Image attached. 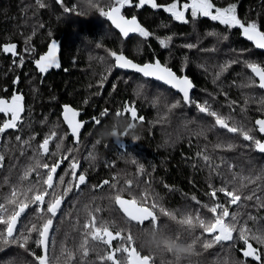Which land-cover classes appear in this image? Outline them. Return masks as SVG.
<instances>
[{
    "label": "trees",
    "instance_id": "trees-1",
    "mask_svg": "<svg viewBox=\"0 0 264 264\" xmlns=\"http://www.w3.org/2000/svg\"><path fill=\"white\" fill-rule=\"evenodd\" d=\"M171 0H158L160 4H168ZM186 0H181V3ZM47 7L41 9L36 4V0H0V46L6 43H16L17 51L22 53L25 48V40L31 37L30 46L34 47L36 52L33 56L25 57V64L19 66V58L16 63L10 54L0 52V96H3L6 86L12 88L13 79L19 78L16 84L18 90L23 93L27 107V113L24 114L23 131L16 133H7L0 138V145L8 144L11 151L6 153L4 167L0 168V194H6L9 191V184L4 181L7 178L11 184H15L18 177L22 174L24 167L29 163L32 156V150L29 149L24 155L19 151V144L15 141V135L19 134L23 139H27L33 133L38 134L34 146L43 139L44 135L50 131L53 125L59 124L58 132L63 134L67 131L65 124L60 118V104L70 103L81 111V120L90 121L92 117H99L104 109L110 110V115L103 120L104 127L111 128L118 109H122L126 102L136 104L141 115L145 117L144 123L136 124V127L129 131L128 136L123 138V148L117 144L114 139L101 141L95 150L92 145L98 139L100 128H95L92 123H88L82 129L80 147L78 156L81 161L82 169H85L88 175L89 185H98L103 180H112L113 175L119 174L123 185L124 178L136 179V166L130 163L131 156H122V151L127 150L137 157L139 163L146 169L145 176L140 180L141 186H144L145 180H151V187L159 194L161 203L164 207L171 210L179 209L181 212L192 209L195 212L199 208L192 196H196L202 203L209 205L214 201L208 195L210 189L208 184L211 182L219 187L221 179L209 176V169L204 166L196 153L201 151L207 144L208 151L213 155L216 163H220L219 157H225L230 163L237 166V170L243 169L246 173L252 171L253 174L264 167V154L257 153L244 147V142L239 138H231L230 134L223 131H213L208 133V139L197 138L191 135L192 131H197L201 123L207 126L210 123L209 118L198 114L196 109L182 108L171 114L167 122L156 123L158 120L157 109L149 106V101L157 93V89L165 90L164 86L158 82L151 81L150 86L146 88L148 100L143 97L139 99L134 97V88L137 82H143L138 74L116 70L109 76L104 84L103 90L98 86L101 73L107 75V68L114 63L108 55V50L117 52L123 51L124 54L137 62L145 63L154 61L158 58L161 62H166L176 71L181 73L185 57L188 58L186 74L193 80L195 88L192 95L195 99L203 101L205 99L212 102L213 107L224 113H228L226 106V97L220 93L226 92L228 99L238 101L243 105L244 95L242 93L252 94L258 101L264 97V91L258 88L241 89L233 86L247 82L246 78L251 74L250 70L245 68L242 63L234 64L224 73L222 78L213 83L216 72L226 61L236 59L253 60L264 65V50L255 49L251 42L247 41L239 29L227 30L225 26L218 22L211 21L208 18H201L198 21L182 24L171 19L170 14L163 9H152L150 6L143 8L126 7L124 14L126 16L135 15L142 26L153 32L155 35L146 40L139 37L138 34L123 39L119 32L98 12H92L90 16H77L63 11L64 7L77 5L81 11L78 0H64L63 4L57 0H44ZM112 0H103L104 6L111 5ZM138 0H133V5ZM219 7H226L228 4H237L238 15L246 21H257L264 25V0H214ZM43 25V27H41ZM221 33V37L206 36L211 31ZM35 31V35H33ZM51 34V35H49ZM167 35H173V43L170 49H162L157 37L163 38ZM222 35H228V40H223ZM61 36V68L58 71H51L45 76H40L32 65V59L44 52L48 42L52 38ZM76 38L77 40H72ZM193 43L198 47L195 49H186L181 45ZM101 44V47H97ZM215 48V51L209 49ZM241 50L243 53L241 55ZM101 58L103 61L101 62ZM203 65V67H201ZM206 69V70H205ZM128 77H132L128 80ZM127 80V82H125ZM116 85L113 91V85ZM215 96V100L212 97ZM179 98L174 90L170 99ZM87 100V104H85ZM261 106L252 102L248 106L246 114H242L237 108L235 115L238 120H244L251 124L256 118L264 113L258 111ZM161 115L164 112L163 107L159 109ZM121 124L118 128L120 133L125 131L129 124L127 117H119ZM41 123V121H45ZM185 120H195L196 123L189 125L188 129L184 127ZM30 125V126H29ZM91 133V135H90ZM132 137H139L138 142H133ZM220 140L232 142L238 146L233 151H212V145ZM191 141V143H190ZM75 147L72 143V137L69 136L65 141V147ZM55 149V143L50 145ZM92 151L97 157L96 161L89 166L90 161L84 158ZM53 157L52 160H55ZM49 162H52L51 160ZM110 165H114L111 167ZM67 162H65V167ZM195 166V167H194ZM228 165H223L221 171L230 178L227 172ZM64 168L60 170L63 173ZM170 186L166 189L164 185ZM247 192L251 189L245 190ZM109 189L107 186L98 192L85 187L82 193H74L69 197L64 208L66 212L72 213V219H75L76 211L79 210L80 223L83 224L87 218L83 211L85 204H90L92 198L96 199L91 206H100L103 211L99 214L105 220L114 221L116 227L127 231L131 228L134 236L140 232L138 226L129 225L120 210L107 199ZM127 197V194H125ZM221 202L226 199L220 195ZM78 201V203H77ZM251 204V202H249ZM235 210L233 207L230 209ZM201 215L211 218V213L206 209H200ZM244 213L243 219L247 218V213L264 217V209L257 212L254 207L241 209ZM180 212H177V216ZM27 222V218H25ZM249 226L255 228L252 221ZM161 224L166 225L170 231H177L180 226L166 217L161 218ZM259 226H264V220L259 221ZM60 231L56 237L57 242L64 239L65 232H70L74 238L67 241L68 247H74L80 240V233L72 231L71 221L65 219L59 225ZM197 230L196 234H200ZM254 247H264L252 241ZM116 242H114V245ZM137 246H140L137 243ZM35 250V246H32ZM104 246L101 245V248ZM141 247V246H140ZM242 242H238L237 249H233V255L240 259L239 248H242ZM143 254H150L147 249L141 248ZM199 256L191 258V264H216V261L223 260L225 251L219 246L207 251L199 248ZM38 251V250H37ZM31 257L17 246H9L0 251V264H22V261H31ZM90 261L96 260L95 253L89 257ZM156 264H160V258L157 257ZM183 264H188L184 261ZM251 264V262H249Z\"/></svg>",
    "mask_w": 264,
    "mask_h": 264
},
{
    "label": "snow or ice",
    "instance_id": "snow-or-ice-1",
    "mask_svg": "<svg viewBox=\"0 0 264 264\" xmlns=\"http://www.w3.org/2000/svg\"><path fill=\"white\" fill-rule=\"evenodd\" d=\"M63 4L64 0H57ZM39 8L44 9L47 4L44 0H36ZM150 6L152 9H163L170 14L171 19L182 24L198 21L201 18H208L211 21L218 22L225 26L227 30L239 29L241 35L255 49L264 50V25L257 21H246L242 19L237 12V4L231 3L226 7H219L214 0H171L168 4H160L158 0H138L133 5V0H112L111 5H98L93 12H98L100 16L110 21L111 25L118 30L123 38H129L130 34H138L145 40L155 34L141 25L137 17L133 15L127 18L124 14L126 7H135L137 9L144 6ZM63 11L68 14L83 16L77 5L67 6ZM43 27V25H41ZM35 35V31H33ZM51 35V34H49ZM206 36L221 37V33L211 31ZM228 35H222L223 40H228ZM162 49H170L174 36L167 35L163 38L157 37ZM31 37L25 40L24 53L33 56L36 52L34 47L30 46ZM97 44V47H101ZM186 49H195L197 44L187 43L181 45ZM16 43H6L0 46V52L10 54L13 63L15 58H19V66L25 64V55L17 51ZM215 51V48L209 49ZM59 45L56 40H51L47 51L34 59L36 69L41 74H46L50 69L61 68V62L58 57ZM243 50H241V55ZM108 55L114 61L107 68V75L101 73L98 86L103 90L104 84L109 76L116 70L132 72L138 74L143 82H137L134 88V97L139 99L143 97L148 100L146 88L150 86L151 81L158 82L167 86L165 90L157 89V93L149 101V106L157 109L158 120L156 123L167 122L171 114L182 108H195L198 114L209 118L210 123L205 126L200 124L197 131H192L191 135L205 140L208 139V133L213 131H223L230 134L231 138H239L244 142L243 146L251 151L264 154V115L256 118L251 124L244 120H238L235 112L239 108L242 114H246L248 106L252 102L258 103L261 107L258 111L264 113V97L258 101L252 94L242 93L244 95L243 105L238 101L228 99V94H220L226 97L228 113H224L213 107L210 100H197L192 92L196 87L193 80L186 74L188 58L185 57L181 73L178 74L166 62H161L156 58L154 61L146 63L134 62L128 58L123 51L108 50ZM103 58H101V62ZM242 63L245 68L250 70L251 74L246 78L247 82L233 86L241 89L258 88L264 90V65L253 60L236 59L226 61L220 66L213 79L215 84L219 81L234 64ZM203 67V65H201ZM206 70V69H205ZM131 80L132 77H128ZM127 82V80H125ZM19 83V78L14 80V84ZM116 85H113V91ZM174 90L179 98L170 99ZM5 91H7L5 89ZM215 100V96L212 97ZM87 104V100H85ZM163 107L164 112L161 115L159 109ZM25 97L23 93L14 92L10 98L0 97V138L7 133L22 132L25 114ZM110 115L109 109H104L99 117H92L90 121L79 119L81 111L70 106L63 105L62 117L63 123L67 125V131L61 134L58 132L59 124L53 125L50 131L46 133L43 139L34 146L37 135L33 133L27 139L21 135H15V141L19 144V151L24 155L27 150H32V156L29 163L24 167L22 174L18 177L15 184H11L6 178L4 183L9 184V191L6 194H0V251L9 246H17L27 253L31 261H22V264H156L157 256L154 254H143L137 248V242L131 228L127 231L116 227L115 222L105 220L99 214L103 211L100 206H91L96 199L105 197H93L90 204L83 206V211L87 218L80 223L79 210L76 211L75 219H72V213L65 211V204L69 197L74 193H82L85 187L98 192L105 186L109 193L107 199L120 210L129 225L138 226L140 231L155 227L160 229L162 226L161 218L166 217L178 225H196L195 231L191 235L195 241L201 242L199 247L205 251L219 246L225 251L223 260H217L216 264H264V251L260 247H254L252 241L264 247V226H259V221L264 217L247 213V218L243 219L244 213L241 209H247L250 206L257 209V212L264 209V167L253 174L250 170L247 173L241 168L237 170L235 164L230 163L225 157H219L220 163H216L213 155L209 153L207 144L196 153V156L204 162V166L209 169L210 178L214 175L221 179L219 187L209 183L210 189L208 195L214 201L213 204L202 203L196 196L191 200L199 206L193 212L192 209L181 212L179 209L169 210L161 203L159 194L151 187V180H145L144 186H141L140 180L145 176L146 169L139 163L136 156L122 151V156H131L130 163L136 166V179L124 178L123 185L120 181L122 177L113 175L112 180H103L98 185H89L88 175L85 169L81 167V161L78 153L82 146L81 134L86 124L92 123L95 128L103 129V120ZM117 117H127L129 119V129L114 141L123 148V138L128 136L129 131L138 123H144L145 117L140 114L137 106L133 102H126L122 109L115 113ZM41 121V123H45ZM196 123L195 120H185L184 127L188 129L189 125ZM30 126V125H29ZM91 135V133H90ZM72 137V143L75 147H65V141ZM218 138L217 143L212 145V151H233L238 146L232 142ZM139 137H132L133 142H138ZM55 143V149L50 145ZM98 139L94 141L92 149L95 150L99 145ZM191 143V141H190ZM11 151L8 144L0 145V168L4 167L6 153ZM56 157L55 160H52ZM90 161L91 166L97 159L90 151L84 158ZM52 162H49V161ZM65 162L67 166L65 167ZM227 164V172L230 178L221 171L223 165ZM114 167V165H110ZM195 167V166H194ZM64 168L61 174L60 170ZM166 189L170 186L165 184ZM251 191L247 192V189ZM127 194V197L126 195ZM222 195L226 202H221L219 197ZM251 202V204H249ZM78 203V201H77ZM235 208L234 211L230 210ZM200 209H206L211 213V218L201 215ZM177 212L180 215L177 216ZM27 218V222H25ZM65 219L71 221L72 231L80 233V240L74 247H68L67 241L74 238L70 232H65L64 239L57 242V235ZM252 221L255 228L249 226ZM200 234H196L197 230ZM178 238L187 236V232L179 229L173 232ZM114 242L116 244L114 245ZM238 242H242L243 247L238 251L242 258L237 259L233 255V249H237ZM35 246V250L32 246ZM101 245L104 247L101 248ZM38 250V251H37ZM95 253L96 260L90 261L89 257ZM201 253L198 252V256ZM160 264L163 261L160 259Z\"/></svg>",
    "mask_w": 264,
    "mask_h": 264
},
{
    "label": "clouds",
    "instance_id": "clouds-1",
    "mask_svg": "<svg viewBox=\"0 0 264 264\" xmlns=\"http://www.w3.org/2000/svg\"><path fill=\"white\" fill-rule=\"evenodd\" d=\"M78 4L81 6V14L87 17L96 9V6L103 4V0H78ZM120 124V118H114V123L111 128L105 127L98 132V141L117 139L124 132H127L129 124L123 133L118 131ZM179 226L180 231L188 233L187 236H180L178 238L173 231H170L164 225L159 230L151 227L140 231L136 234L135 239L141 248L147 249L150 254L159 257L163 261V264H183L184 261L191 264V258L198 256L199 244L201 243L195 241V238L191 235L195 231L196 225L190 226L184 224Z\"/></svg>",
    "mask_w": 264,
    "mask_h": 264
},
{
    "label": "flooded vegetation",
    "instance_id": "flooded-vegetation-1",
    "mask_svg": "<svg viewBox=\"0 0 264 264\" xmlns=\"http://www.w3.org/2000/svg\"><path fill=\"white\" fill-rule=\"evenodd\" d=\"M45 50H46V48H45ZM44 50V51H45ZM43 53V52H42ZM21 54H24L25 55V57L26 56H29L28 54H26V53H24V51L21 53ZM39 56V55H38ZM38 56H36L35 58H33L32 60V65H33V67L35 68V70H36V72L42 77V76H45L46 74H41V73H39L38 72V70L36 69V67H35V65H34V59H37L38 58ZM51 71H58V70H50L49 72H51ZM48 72V73H49ZM13 83H14V79H13ZM6 90L7 91H5V92H3L2 94H3V96H0V97H6V98H10L11 97V95L14 93V92H17V91H19V92H21L20 90H18V87H17V85L15 84V85H13L12 86V88H10V87H8V86H6ZM64 104H70V103H62V104H60V118H61V120H62V122H63V119H62V109H63V105ZM73 106V105H72ZM74 108H76L75 106H73ZM25 108H26V111H25V114L27 113V107H26V103H25ZM77 109V108H76ZM80 118V117H79ZM0 122H2V121H0ZM65 126H66V124H65ZM66 128H67V126H66ZM10 133V132H9ZM137 248H138V250H140L141 252H142V250H141V247L140 246H137Z\"/></svg>",
    "mask_w": 264,
    "mask_h": 264
},
{
    "label": "bare ground",
    "instance_id": "bare-ground-1",
    "mask_svg": "<svg viewBox=\"0 0 264 264\" xmlns=\"http://www.w3.org/2000/svg\"><path fill=\"white\" fill-rule=\"evenodd\" d=\"M126 17H128V18H131L132 16H126ZM138 19V18H137ZM107 20V19H106ZM108 21V20H107ZM138 21L140 22V20L138 19ZM109 23H110V21H108ZM111 24V23H110ZM114 27V26H113ZM117 30V29H116ZM118 31V30H117ZM130 36H133V35H130ZM122 37V36H121ZM123 38V37H122ZM59 40L60 39V41H61V36L59 37V38H52V39H50L49 40V42H48V44H47V46H46V49H47V47H48V45H49V43H50V41L51 40ZM123 39H127V38H123ZM60 45H61V42H60ZM46 51V50H45ZM45 51L43 52V53H41V54H44L45 53ZM61 51V50H60ZM40 54V55H41ZM39 57V56H38ZM59 58H60V62H61V57H60V55H59ZM135 62H137V61H135ZM138 63H140V62H138ZM141 64H143V63H141ZM34 65H35V63H34ZM36 67V66H35ZM60 69V68H59ZM59 69H54L53 68V70H59ZM50 70H52V69H50ZM49 70V71H50ZM128 72H130V71H128ZM264 91V90H263ZM65 105V104H64ZM67 105H70V106H72L71 104H67ZM73 107V106H72ZM62 111H63V109H62ZM62 115V114H61ZM259 118V117H258ZM62 119H63V117H62ZM80 119V118H79ZM67 126V125H66Z\"/></svg>",
    "mask_w": 264,
    "mask_h": 264
},
{
    "label": "water",
    "instance_id": "water-1",
    "mask_svg": "<svg viewBox=\"0 0 264 264\" xmlns=\"http://www.w3.org/2000/svg\"><path fill=\"white\" fill-rule=\"evenodd\" d=\"M128 18V17H127ZM130 35H136V34H130ZM56 42H57V44L59 45V52H58V57H59V55H60V50H61V45H60V39L59 40H56ZM48 48V47H47ZM46 51H47V49H46ZM45 51V52H46ZM60 59V58H59ZM134 61V60H133ZM135 62V61H134ZM146 63V62H145ZM55 69V68H54Z\"/></svg>",
    "mask_w": 264,
    "mask_h": 264
},
{
    "label": "rangeland",
    "instance_id": "rangeland-1",
    "mask_svg": "<svg viewBox=\"0 0 264 264\" xmlns=\"http://www.w3.org/2000/svg\"><path fill=\"white\" fill-rule=\"evenodd\" d=\"M72 40H77L76 38H71Z\"/></svg>",
    "mask_w": 264,
    "mask_h": 264
}]
</instances>
